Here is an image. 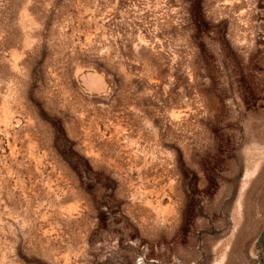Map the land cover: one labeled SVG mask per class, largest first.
Listing matches in <instances>:
<instances>
[{"label":"rangeland","instance_id":"374dc122","mask_svg":"<svg viewBox=\"0 0 264 264\" xmlns=\"http://www.w3.org/2000/svg\"><path fill=\"white\" fill-rule=\"evenodd\" d=\"M0 264H264V0H0Z\"/></svg>","mask_w":264,"mask_h":264}]
</instances>
